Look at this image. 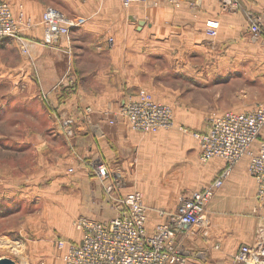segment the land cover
Masks as SVG:
<instances>
[{"label":"rangeland","instance_id":"obj_1","mask_svg":"<svg viewBox=\"0 0 264 264\" xmlns=\"http://www.w3.org/2000/svg\"><path fill=\"white\" fill-rule=\"evenodd\" d=\"M43 1L47 3L43 12L47 8L57 9L68 18H82L85 20L83 26L94 13L91 12V0H71L72 8L79 11L77 16L74 12L71 15L63 11L58 1ZM203 3L204 0L197 7L187 4L180 7L167 3L153 6L138 4L143 9H137L133 13L134 24L128 21L125 31L120 33L121 46L137 48L140 53L148 54L147 67L156 72L153 88H139L138 92H147L156 103L166 105L172 110V126L158 132H169L176 128L178 132L191 136L197 144L195 134L201 133L207 127L210 115L229 111L233 105L251 103L256 107L264 104L263 80L250 82L244 76L243 67L237 64L235 72L230 70L222 74L219 71L216 73L215 69L216 58H228L227 44L233 43L229 39L230 41L219 47L218 40L222 35L228 37L240 32L248 37L251 47H264V21L261 15L249 8L244 0H236V5L231 8H225L218 2L214 7L223 17L226 16V20L219 23L217 34L211 37L205 23L215 14L212 8H207L208 12H205ZM137 20L143 21L140 25L141 35L138 37L131 34L130 39L127 32H135ZM254 27L257 30L253 33ZM201 35L203 48L198 49L196 40ZM109 38L111 37L107 38V43ZM62 41L63 39L58 41L59 45L64 44ZM16 44L12 41L6 48L0 45V257L7 255L16 264H63L66 248H61L58 242L67 244L80 240L81 232L76 226V221L80 218L97 221L112 218L113 207L124 196L125 191H118L116 187L114 189V183L111 185V192L107 193V187L98 176H92L85 181L78 178V166L76 170L70 168L72 165L67 156H78L74 155L78 153L72 140L75 134L72 137L65 136L60 129V123L63 118H72L76 130L78 122L87 120L90 113L86 116L87 108H84L78 117L65 109L51 108L47 95L41 92L45 88L39 87L35 79L38 74L37 67L33 69L31 65L25 66L27 68H24L23 73L18 71L16 74L4 70L19 67L29 58ZM55 46L57 44L53 45ZM32 59L29 58V61ZM60 62L65 66V72L52 88L55 92L67 85L65 81L70 83L68 70L66 71L68 62L65 59ZM32 65L35 66L33 63ZM178 109L183 110L186 117L178 119L180 123L175 122V116L173 117V110ZM194 113L205 114L200 129L188 127L190 122H195L190 119ZM179 114L177 116H182ZM129 129L138 132L130 127ZM197 147L199 163L206 165L216 159L222 161L214 158L202 162L199 158V145ZM77 160L79 165L82 164L81 161L86 163L82 158ZM225 164L228 167L227 162ZM140 184H136V190L142 194ZM191 184L193 188L197 186L194 180ZM191 189L181 193L178 199L184 194L196 191L195 188ZM163 215L148 214V220L150 217L152 222L157 223ZM31 230L33 234V230L40 235L52 233V244L42 251L35 247L31 251L22 247L26 239L34 238ZM5 240L8 242L5 243Z\"/></svg>","mask_w":264,"mask_h":264},{"label":"crops","instance_id":"obj_2","mask_svg":"<svg viewBox=\"0 0 264 264\" xmlns=\"http://www.w3.org/2000/svg\"><path fill=\"white\" fill-rule=\"evenodd\" d=\"M0 1L8 3L14 14L22 9L35 21L40 19L47 4L43 0ZM55 1L60 2L59 6L63 11L78 15V9L74 10L73 5H70L71 0ZM215 1L211 3L204 0L203 8L205 12H208L207 8H212L215 14L207 20L214 19L220 23L226 20L224 19L226 16L223 17L214 7L218 3V0ZM244 1L249 8L259 13L264 21V0ZM90 2L91 12L94 13L82 28L71 32L70 52L66 51L64 44L57 47L43 45L47 40L46 29L42 26L34 27L25 33L27 39L38 43V46L33 48L34 59L30 62L29 58H26L27 61L21 63V66L4 70L16 74L18 71L23 73L27 68L25 66L31 65L33 69L37 67L38 74L35 79L39 87L46 89L41 92L47 95L51 108L65 109L78 117L84 108L91 109L88 119L77 124L72 140L78 152L74 155L78 156L70 154L67 156L72 165L70 168L76 170L78 166L77 170L80 172H77L78 178L81 177L85 181L92 176L97 178L90 164L98 158L109 168V175L100 179L106 187L115 183L114 189L116 187L118 191H125L126 195L138 191L136 184L141 183L140 189L148 214H164L157 223L152 222L149 217L147 230L151 232L156 225L165 220L167 214L176 210L181 193H185L189 188L196 190L206 188L226 167V162L216 159L206 165L199 163L197 147L199 144L187 133L178 132L176 128L169 132L142 133L131 131L122 120H118L114 125L105 121V114L112 116L128 98L137 94L139 88L152 89L156 72L147 67L148 54L140 53L137 48H125L120 43L122 39L120 33L125 31L128 21L134 24L133 13L137 9H143L142 6H132L130 8L132 10L125 11L118 0ZM139 22L140 20L135 22L134 33L127 32L130 39L131 34L140 37ZM108 37H113L114 44L111 46L106 41ZM219 39V47L222 43L230 41L229 39H232L233 43L227 44L228 58H216V73L219 71L218 73L223 74L224 71L230 70L235 72L237 64L243 67L244 76L250 82L257 79L264 81V47H251L248 44V37L240 32L228 37L222 35ZM12 41L8 40L9 44ZM196 43V48H203L202 35L200 38L197 37ZM64 59L68 62L66 71L68 70L70 83L65 81L67 85H63L55 92L52 88L65 72V66L60 62ZM254 108L248 103L241 106L233 105L229 111L242 113ZM179 113L182 116H177ZM184 114L181 109L173 110L175 122L180 123L178 119H185ZM204 116L203 113L200 115L194 113L190 119H194L195 122H190L188 127L200 129ZM206 130L207 127L202 132ZM259 140L264 141V129ZM256 145H253L254 151ZM79 158L86 163L81 161L82 164H77ZM248 165L249 159L242 158L233 166L222 187L207 206L205 226L197 233L190 231L187 234L185 242L187 248L204 251L206 260L205 262L190 260L186 264H239L234 260L239 248L244 245L253 246L264 238V198L262 200L256 198V185L249 176ZM193 180L194 184H197L194 188L191 186ZM111 213L115 215L114 207ZM33 231L34 234L32 230L31 233L34 238L26 239L22 247L30 251L35 247L42 251L52 244V233L40 235L39 229L38 232ZM6 240L5 243L8 242ZM2 258L13 261L7 255L0 257Z\"/></svg>","mask_w":264,"mask_h":264},{"label":"built area","instance_id":"obj_3","mask_svg":"<svg viewBox=\"0 0 264 264\" xmlns=\"http://www.w3.org/2000/svg\"><path fill=\"white\" fill-rule=\"evenodd\" d=\"M123 8L143 4L153 6L160 3L180 7L187 4L197 7L203 0H118ZM226 7H234L236 0H218ZM82 18H68L57 9L47 8L38 21L29 17L22 9L14 14L10 5L0 1V39L14 40L22 53L31 58V51L38 43L26 38V32L34 27L46 29L47 40L43 45H59L61 39L66 51L70 52L71 30L83 26ZM207 33L214 37L219 28L218 21L209 19L205 23ZM256 28L252 29L253 33ZM58 42V43H57ZM112 44L113 40L108 39ZM34 46V47H33ZM33 47V48H32ZM91 113L87 108L85 115ZM112 118V119H111ZM105 120L114 124L122 120L132 130L155 133L172 126V110L156 103L150 94L140 90L128 98L112 116L105 114ZM75 121L63 118L60 129L67 137L75 134ZM264 129V104L251 111L236 113L224 111L210 115L206 132L196 133L199 144V158L207 162L220 158L227 162L225 168L206 188L184 194L179 198L176 210L165 216V220L148 232V209L138 191L121 197L114 206L115 215L107 221L80 218L76 226L81 232L79 242L65 244L63 264H186L190 260L205 262L206 253L187 248V234L199 232L206 224V209L222 187L233 166L244 157L249 158L248 173L255 181L256 198H264V141L259 140ZM257 144L256 151L253 145ZM97 176L109 175L108 166L100 159L91 162ZM72 170H69V172ZM112 190L107 187V193ZM264 238L253 246H241L234 257L239 264H264ZM263 261V262H262Z\"/></svg>","mask_w":264,"mask_h":264},{"label":"water","instance_id":"obj_4","mask_svg":"<svg viewBox=\"0 0 264 264\" xmlns=\"http://www.w3.org/2000/svg\"><path fill=\"white\" fill-rule=\"evenodd\" d=\"M142 24H143V22L140 21L139 25H142ZM0 264H16V263L10 259L2 258V259H0Z\"/></svg>","mask_w":264,"mask_h":264},{"label":"trees","instance_id":"obj_5","mask_svg":"<svg viewBox=\"0 0 264 264\" xmlns=\"http://www.w3.org/2000/svg\"><path fill=\"white\" fill-rule=\"evenodd\" d=\"M0 45L1 46H4V48H6L7 46H9L8 39H0Z\"/></svg>","mask_w":264,"mask_h":264},{"label":"bare ground","instance_id":"obj_6","mask_svg":"<svg viewBox=\"0 0 264 264\" xmlns=\"http://www.w3.org/2000/svg\"><path fill=\"white\" fill-rule=\"evenodd\" d=\"M202 2H203V1H202ZM121 6H122V5H121ZM133 6H134V5H133ZM131 7H132V6H130L129 8H131ZM129 8H124V9H129ZM162 105H163V104H162ZM116 112H117V111H116ZM243 113H244V112H243ZM157 132H158V131H157ZM142 133H143V132H142ZM256 146H257V145H256ZM222 160H223V159H222ZM224 161H225V160H224ZM225 162H226V161H225ZM214 180H215V179H214ZM214 180H213V181H214ZM213 181H212V182H213ZM212 182H211V183H212ZM178 201H179V200H178ZM209 203H210V202H209Z\"/></svg>","mask_w":264,"mask_h":264}]
</instances>
